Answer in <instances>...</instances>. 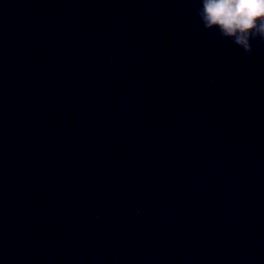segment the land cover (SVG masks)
<instances>
[{
    "label": "water",
    "instance_id": "water-1",
    "mask_svg": "<svg viewBox=\"0 0 264 264\" xmlns=\"http://www.w3.org/2000/svg\"><path fill=\"white\" fill-rule=\"evenodd\" d=\"M198 0H0V264H264V41Z\"/></svg>",
    "mask_w": 264,
    "mask_h": 264
},
{
    "label": "clouds",
    "instance_id": "clouds-1",
    "mask_svg": "<svg viewBox=\"0 0 264 264\" xmlns=\"http://www.w3.org/2000/svg\"><path fill=\"white\" fill-rule=\"evenodd\" d=\"M196 15L214 30L251 54L252 41H264V0H198Z\"/></svg>",
    "mask_w": 264,
    "mask_h": 264
}]
</instances>
